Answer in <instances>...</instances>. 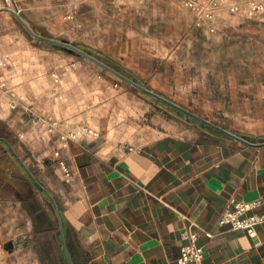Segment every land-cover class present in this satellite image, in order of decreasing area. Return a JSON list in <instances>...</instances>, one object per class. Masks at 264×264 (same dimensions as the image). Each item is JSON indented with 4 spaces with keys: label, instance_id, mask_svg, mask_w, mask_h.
Segmentation results:
<instances>
[{
    "label": "crops",
    "instance_id": "0c3cea01",
    "mask_svg": "<svg viewBox=\"0 0 264 264\" xmlns=\"http://www.w3.org/2000/svg\"><path fill=\"white\" fill-rule=\"evenodd\" d=\"M140 3L146 40L182 37L183 0ZM221 15L224 31L212 48L194 50L195 65L170 59L166 43L138 50L158 64L152 84L140 85L189 112L193 124L174 121L138 144L56 133L35 177L0 139L23 184L0 190V264H178L182 232L203 251L188 264H264V220L252 236L217 223L237 202L258 201L253 212L264 218V18ZM0 171L7 183L8 167Z\"/></svg>",
    "mask_w": 264,
    "mask_h": 264
},
{
    "label": "rangeland",
    "instance_id": "374dc122",
    "mask_svg": "<svg viewBox=\"0 0 264 264\" xmlns=\"http://www.w3.org/2000/svg\"><path fill=\"white\" fill-rule=\"evenodd\" d=\"M130 1L0 0V139L33 176L49 159L46 151L56 133L76 130L97 140L138 144L161 129L174 128V121L193 124L190 115L142 94L133 83L152 84L150 73L158 65L146 64L148 58L137 56L138 50L166 43L175 51L170 59L195 65L200 58L194 50L212 48L213 36L224 31L222 13L247 18L222 9L213 20L215 32H210L195 25V15L183 2L189 20L182 37L149 41L144 31L146 10L138 5L142 0H135L138 9L129 8ZM257 17L261 16L252 18ZM149 35L159 37L160 31ZM62 43L87 47L90 50L83 51L91 58ZM178 50H186V56ZM135 63L139 70L133 69ZM160 70L165 68L156 71ZM174 72L170 68L163 76L158 74L157 82ZM5 154L0 144V166H7L11 175L6 183L0 171V190L13 194L23 184L18 165ZM58 187L55 182L50 191L55 194Z\"/></svg>",
    "mask_w": 264,
    "mask_h": 264
},
{
    "label": "built area",
    "instance_id": "2783aa9c",
    "mask_svg": "<svg viewBox=\"0 0 264 264\" xmlns=\"http://www.w3.org/2000/svg\"><path fill=\"white\" fill-rule=\"evenodd\" d=\"M184 5L195 15V25L204 26L210 32H215L216 26L213 22L215 14L224 9L231 14L252 18L261 16L264 18V0H249L244 3H225L222 0H183ZM65 137L82 138L79 131L72 130ZM67 174V172L65 171ZM258 205V201L237 202L232 209L225 210L219 216V225L229 224L234 230H244L249 236L254 235V226L264 220L253 210ZM182 239L187 242L181 246L178 264H188L198 262L202 258V248L193 244L196 239L195 234L188 232L181 233Z\"/></svg>",
    "mask_w": 264,
    "mask_h": 264
},
{
    "label": "water",
    "instance_id": "95a60500",
    "mask_svg": "<svg viewBox=\"0 0 264 264\" xmlns=\"http://www.w3.org/2000/svg\"><path fill=\"white\" fill-rule=\"evenodd\" d=\"M62 45L65 46V47H67V48H70V49L76 51V52L79 53V54H82V55L85 56V57L91 58V56H90L88 53H86V52L83 51L82 49H80V48H78V47H76V46H74V45H72V44L62 43ZM117 74H118V73H117ZM133 83H134V84H135L140 90H142L143 92H146V93L150 94V95L153 96L156 100H161V101L167 103L168 105H170V106H172V107H174V108H177V109H179V110H181V111H183V112H185V113L191 115L189 112H187V111L184 110L183 108L177 106L176 104H174V103H172L171 101H169V100L163 98L162 96H160V95H158V94H155V93L151 92V91L148 90L146 87L141 86V85H139V84H137V83H135V82H133ZM201 121H202V120H201ZM203 122H204V121H203ZM5 248H6V249H11V242H7V243L5 244Z\"/></svg>",
    "mask_w": 264,
    "mask_h": 264
},
{
    "label": "trees",
    "instance_id": "16d2710c",
    "mask_svg": "<svg viewBox=\"0 0 264 264\" xmlns=\"http://www.w3.org/2000/svg\"><path fill=\"white\" fill-rule=\"evenodd\" d=\"M79 48L82 49V50H90V49H88L87 47H85L83 45H79ZM123 71L129 73L127 70L123 69ZM133 79L137 82V80L135 78H133ZM190 117L195 121V118L193 116L190 115Z\"/></svg>",
    "mask_w": 264,
    "mask_h": 264
}]
</instances>
